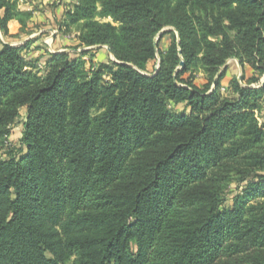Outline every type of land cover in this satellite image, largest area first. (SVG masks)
I'll use <instances>...</instances> for the list:
<instances>
[{
	"label": "trees",
	"instance_id": "16d2710c",
	"mask_svg": "<svg viewBox=\"0 0 264 264\" xmlns=\"http://www.w3.org/2000/svg\"><path fill=\"white\" fill-rule=\"evenodd\" d=\"M33 16L0 0V33ZM58 26L81 51L0 38V264H264V84L221 91L230 59L264 74V0H71Z\"/></svg>",
	"mask_w": 264,
	"mask_h": 264
},
{
	"label": "rangeland",
	"instance_id": "374dc122",
	"mask_svg": "<svg viewBox=\"0 0 264 264\" xmlns=\"http://www.w3.org/2000/svg\"><path fill=\"white\" fill-rule=\"evenodd\" d=\"M20 0V7L24 10H32L35 13L45 15L46 9L49 10L51 13L57 14L56 11L57 7L63 6V8L66 10L68 5L71 4V0H48L50 2L44 3L45 0ZM41 6L44 7L41 8ZM58 14L56 15V18H53L54 21L47 20L44 16H41L42 20H33L31 19L28 23V27L25 30V32H21L20 30V24L17 23H10L9 29L10 33L12 35H15V37H4L0 33V38L2 41L11 43V44H21L29 39L37 38L39 37V40L36 41L32 47V57L37 58L41 55H44L46 53L47 49L49 51H52L54 49V42L50 40V32L45 31L46 27H56L58 26L59 19ZM61 19V16H60ZM108 21H111L109 19ZM59 27V26H58ZM44 29V31H42ZM59 35H62L64 37V42L68 44L70 49L68 51H76L79 52L82 50L81 47H79V40H78V31H73L69 34H64L59 30ZM47 42L48 45L45 43ZM172 42V38L170 35L163 34L162 37L159 40V47L162 51H165L167 47ZM36 49V50H35ZM98 59H106L108 57H111L110 53L108 52L106 47H103V50L99 53ZM112 58V57H111ZM160 55L157 54V57L155 60H152L147 67V73H153L159 64ZM228 70L226 72V76L224 80L222 81L223 87L221 88V91L224 95L232 96L231 93H229L226 90V86L233 77L241 78V75L245 74V80L243 81L241 78L242 84H247L252 78L257 77L258 82L252 83V86H259L260 84H263L264 81V74H260L256 70L253 69L252 65L250 63H246L244 65H241L238 60L236 59H230L227 61ZM189 74L186 75L188 77ZM193 82L203 88L206 84L209 82V78L207 74L203 70L196 71L192 76ZM23 116L20 117L18 120V123L12 127V133L9 136L8 142L6 143L5 147L3 149H0V156H6L9 152L17 150L19 151L20 148V137L23 127ZM259 120L261 123L264 122V109L259 114ZM233 190L235 189L234 186H232ZM231 200L230 196H228V201L226 205H230Z\"/></svg>",
	"mask_w": 264,
	"mask_h": 264
},
{
	"label": "crops",
	"instance_id": "0c3cea01",
	"mask_svg": "<svg viewBox=\"0 0 264 264\" xmlns=\"http://www.w3.org/2000/svg\"><path fill=\"white\" fill-rule=\"evenodd\" d=\"M41 0H39L38 2H40ZM46 2H50L48 0H45L44 3ZM41 8L44 9L43 6H41ZM56 11L58 12V19L60 20V16L61 18L63 17L64 13H65V9L63 8V6H60V7H57ZM45 15H40L38 13H35L34 12V16H33V20H42L41 19V16H44L47 20H50V21H54L53 18H56V15L57 14H54V13H51L49 10L46 9L45 11ZM11 23H17V21H12ZM44 31V29L42 30ZM45 31H49L50 32V40L54 42V49H52L51 52H54L56 50H59V51H68L70 48V46L68 44H66L64 42V37L62 35H59V27L57 26L56 27H46ZM26 42V41H25ZM24 43V42H23ZM47 45L48 43L45 42ZM22 44V43H21Z\"/></svg>",
	"mask_w": 264,
	"mask_h": 264
},
{
	"label": "water",
	"instance_id": "95a60500",
	"mask_svg": "<svg viewBox=\"0 0 264 264\" xmlns=\"http://www.w3.org/2000/svg\"><path fill=\"white\" fill-rule=\"evenodd\" d=\"M171 30H173V28H165V29H163V30L160 31V33L154 39V46H155V48L158 47V43H159V40L162 37V35L165 34V33H167L168 31H171ZM177 37H178V40H179V38H180L179 34H177ZM6 44H9V43H6ZM17 45H20V44H16V46ZM107 50L110 53L111 57L114 59V55L112 53V50L109 47H107ZM179 54L182 55V52L179 51ZM226 65H227V63H226ZM225 66L223 68H225ZM183 67H184V61H181L180 66L178 67V69L183 68ZM156 69H158V67ZM263 84H264V81H263Z\"/></svg>",
	"mask_w": 264,
	"mask_h": 264
}]
</instances>
